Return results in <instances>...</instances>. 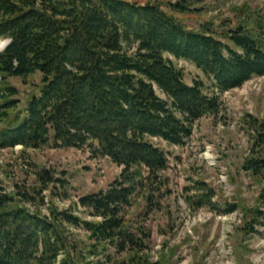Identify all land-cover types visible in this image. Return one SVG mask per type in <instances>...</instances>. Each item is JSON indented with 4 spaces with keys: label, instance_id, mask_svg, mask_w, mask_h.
Returning <instances> with one entry per match:
<instances>
[{
    "label": "trees",
    "instance_id": "16d2710c",
    "mask_svg": "<svg viewBox=\"0 0 264 264\" xmlns=\"http://www.w3.org/2000/svg\"><path fill=\"white\" fill-rule=\"evenodd\" d=\"M167 6L140 0H0V38L10 41L0 53V122L9 125L0 132V148H40L53 140L57 147L89 148L124 167L122 180L106 192L80 199L97 221L55 207L49 216L31 212L1 193L0 264H99L87 261L70 238V226L90 232V254H101L109 244L132 255L141 249L121 215L137 173L144 168L154 176L168 167L166 152L150 138L182 145L195 121L222 105L202 81L188 84L167 54L192 62L220 92L264 76L263 19L253 27L239 25L223 40L210 27L189 29L178 17L189 9L185 3ZM34 73L43 76L39 92L25 115L12 116L16 101L9 97L17 89L8 79ZM245 123L254 140L244 169L264 185V121ZM38 176L46 184L55 181L48 170ZM201 189L198 201L211 205L213 191Z\"/></svg>",
    "mask_w": 264,
    "mask_h": 264
},
{
    "label": "rangeland",
    "instance_id": "374dc122",
    "mask_svg": "<svg viewBox=\"0 0 264 264\" xmlns=\"http://www.w3.org/2000/svg\"><path fill=\"white\" fill-rule=\"evenodd\" d=\"M140 1L159 2L165 8L170 2H183L189 9L178 17L189 29L210 27L223 40L225 33L241 24L253 27L264 20V0ZM5 42L0 38V48ZM167 56L183 70L188 84L199 80L208 92L216 91L220 111L196 120L192 135L182 145L150 138L166 152L169 162L157 175H149L144 168L137 173L130 204L122 211L123 220L141 244L134 255L112 244L99 255L90 254L94 240L83 227L70 226V238L84 250L87 261L99 264H135L138 257L145 264H264V185L244 169L254 140L246 119L264 121V76H253L238 88L220 92L192 62ZM42 77L34 73L8 79L17 89L9 97L16 101L10 109L12 116L25 115ZM8 126L7 121L0 122V132ZM44 170L55 181H42L38 175ZM123 171L108 156L96 155L89 148L57 147L53 140L40 148H0V194L11 195L31 212L46 216L55 207L83 220H100L80 199L106 192L122 180ZM201 188L213 191L211 205L198 201Z\"/></svg>",
    "mask_w": 264,
    "mask_h": 264
},
{
    "label": "bare ground",
    "instance_id": "6f19581e",
    "mask_svg": "<svg viewBox=\"0 0 264 264\" xmlns=\"http://www.w3.org/2000/svg\"><path fill=\"white\" fill-rule=\"evenodd\" d=\"M8 43H10V41H9V40H6L4 46H2L0 49H3V48L5 49V48H6V45H7Z\"/></svg>",
    "mask_w": 264,
    "mask_h": 264
}]
</instances>
